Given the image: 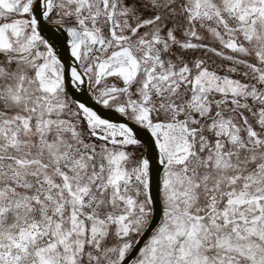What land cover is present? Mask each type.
Wrapping results in <instances>:
<instances>
[{"label":"snow or ice","instance_id":"1","mask_svg":"<svg viewBox=\"0 0 264 264\" xmlns=\"http://www.w3.org/2000/svg\"><path fill=\"white\" fill-rule=\"evenodd\" d=\"M0 264H264V0H0Z\"/></svg>","mask_w":264,"mask_h":264}]
</instances>
